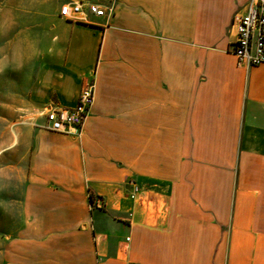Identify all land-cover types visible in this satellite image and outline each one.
<instances>
[{
	"label": "crops",
	"instance_id": "1",
	"mask_svg": "<svg viewBox=\"0 0 264 264\" xmlns=\"http://www.w3.org/2000/svg\"><path fill=\"white\" fill-rule=\"evenodd\" d=\"M251 1L61 0L29 99L73 108L93 82L95 103L79 136L21 130L0 264H264V65L230 52Z\"/></svg>",
	"mask_w": 264,
	"mask_h": 264
},
{
	"label": "rangeland",
	"instance_id": "2",
	"mask_svg": "<svg viewBox=\"0 0 264 264\" xmlns=\"http://www.w3.org/2000/svg\"><path fill=\"white\" fill-rule=\"evenodd\" d=\"M62 5L61 0H0V244L22 223L27 159L19 134L44 127L45 110L30 102L29 92L39 59L53 47Z\"/></svg>",
	"mask_w": 264,
	"mask_h": 264
},
{
	"label": "built area",
	"instance_id": "3",
	"mask_svg": "<svg viewBox=\"0 0 264 264\" xmlns=\"http://www.w3.org/2000/svg\"><path fill=\"white\" fill-rule=\"evenodd\" d=\"M62 14L104 17L106 11L98 4L77 1L65 5ZM231 27L235 40L230 52L236 57L238 66L251 68L264 65V0H252L245 13L234 16ZM94 103L95 85L87 82L75 107L49 106L44 109L46 124L43 128L54 133L79 136Z\"/></svg>",
	"mask_w": 264,
	"mask_h": 264
},
{
	"label": "trees",
	"instance_id": "4",
	"mask_svg": "<svg viewBox=\"0 0 264 264\" xmlns=\"http://www.w3.org/2000/svg\"><path fill=\"white\" fill-rule=\"evenodd\" d=\"M91 200L93 201V198L91 197Z\"/></svg>",
	"mask_w": 264,
	"mask_h": 264
}]
</instances>
